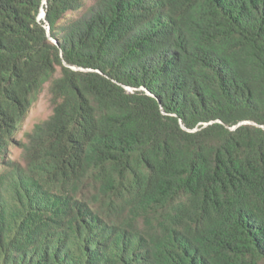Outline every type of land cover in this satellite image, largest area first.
<instances>
[{
	"label": "trees",
	"instance_id": "obj_1",
	"mask_svg": "<svg viewBox=\"0 0 264 264\" xmlns=\"http://www.w3.org/2000/svg\"><path fill=\"white\" fill-rule=\"evenodd\" d=\"M42 3L0 0V264H264V0Z\"/></svg>",
	"mask_w": 264,
	"mask_h": 264
},
{
	"label": "rangeland",
	"instance_id": "obj_2",
	"mask_svg": "<svg viewBox=\"0 0 264 264\" xmlns=\"http://www.w3.org/2000/svg\"><path fill=\"white\" fill-rule=\"evenodd\" d=\"M49 84H46L38 96L37 101L32 105L26 118L18 126L9 148V159L13 162H22V145L26 142V135L40 123L44 122L51 114L52 107L49 102Z\"/></svg>",
	"mask_w": 264,
	"mask_h": 264
},
{
	"label": "water",
	"instance_id": "obj_3",
	"mask_svg": "<svg viewBox=\"0 0 264 264\" xmlns=\"http://www.w3.org/2000/svg\"><path fill=\"white\" fill-rule=\"evenodd\" d=\"M42 4H46V0H43V3ZM44 16H45V12H44V10L41 8V10H40V13H39V15H38V20H41V19H44Z\"/></svg>",
	"mask_w": 264,
	"mask_h": 264
}]
</instances>
